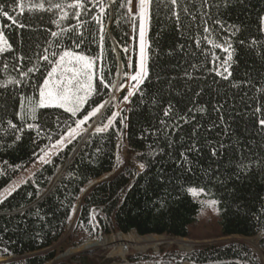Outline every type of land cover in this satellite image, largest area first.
<instances>
[{
    "label": "trees",
    "instance_id": "1",
    "mask_svg": "<svg viewBox=\"0 0 264 264\" xmlns=\"http://www.w3.org/2000/svg\"><path fill=\"white\" fill-rule=\"evenodd\" d=\"M40 3L43 9L32 7ZM74 3L0 0L12 46L0 55V195L94 108L103 105L89 125L111 121L106 131L68 143L0 202V264H109L89 254L55 261L92 236L93 208H103L105 234L188 239L201 210L190 188L217 201L222 238L261 236L263 259L232 241L192 253L171 247L130 263L264 264V0H151L148 74L117 117L112 93L139 69L138 0L131 13L127 0L68 7ZM64 51L96 62L92 95L75 116L37 106L39 86L55 66L39 57L55 52L50 60H58ZM126 152L132 161L122 157ZM74 217L73 234L55 247Z\"/></svg>",
    "mask_w": 264,
    "mask_h": 264
},
{
    "label": "rangeland",
    "instance_id": "2",
    "mask_svg": "<svg viewBox=\"0 0 264 264\" xmlns=\"http://www.w3.org/2000/svg\"><path fill=\"white\" fill-rule=\"evenodd\" d=\"M136 11L139 14L138 6L136 7ZM148 20H149V15H148L147 21L144 23V38L143 39H144L145 65L147 64ZM261 25H262V31L264 33V16L262 17ZM0 34H2L4 36L1 23H0ZM140 40H141V38H140ZM1 54L2 53H0V55ZM76 54H80V53H76ZM80 55H82V54H80ZM90 59L93 61V68L90 70L91 75H92L91 83H92V88H93L94 79H95V75H96V71H95L96 62L94 59H92V58H90ZM140 60H141V51H140L139 65H140ZM146 68H147V66H146ZM131 76L128 78L127 83L122 88L116 87L114 92L112 93L111 99H113L116 102V117L121 113V111H123L125 109L130 98L135 94V92L144 83V81L146 79V77H145L143 82L139 83L137 85L136 81L131 80ZM81 79L85 80V82L87 81V78L85 76H82ZM129 92H131L133 94L129 95ZM78 95L83 96L84 92H80V93H78ZM91 95H92V91L88 95V98ZM124 97H128L127 100H125ZM85 103L81 104L79 106V108L84 106ZM41 107L42 108L57 107V108H61V109L66 110L67 105L65 107H60L58 104H51V105H45V106H41ZM109 124L110 123L108 122L104 127H101L100 129H102V131H100V132L106 131ZM96 129L97 128L93 127V124L89 125L85 121L83 124H80L69 136H67V138L65 140H63L55 148V150L53 151V154L52 153H50V154L55 155L59 150L63 149L68 143L73 141L78 136H80L82 134H87L91 130L96 131ZM52 155L46 156L42 161H40L36 166H34L22 179H20L17 183L13 184L4 193H2L0 195V202L2 200H4L7 196H9L13 190L17 189L20 185L24 184L26 182V180L33 173L38 171L44 164H46L49 160H51ZM122 157L124 158L125 161H132L133 160V157L130 156L129 154H127V152L124 153L122 155ZM138 168L141 169V166L138 165ZM88 186H91V184ZM88 186L86 187L87 190L85 189L86 190L85 194L88 191ZM197 192H200V189H197ZM191 196L193 197L194 200L201 203V210L197 216L196 221L189 226V237H188V239H172V238L161 237V236H145V237L138 238L135 234H130V237L133 239V244H134L133 248L130 249L127 254H121L119 252V250L115 249L113 246L114 245V239L111 236L112 234L110 236H106L105 234H103V235H101L102 238H101V243L99 244L100 247H89V244L92 243L94 240H90V239L88 240L86 238L84 240V242H82L80 245H78L76 247L69 248L64 253L58 255L56 257L55 261L56 262H63V261L70 260L79 254H88V253L84 252V250H86V248H87V249L94 250L89 255H92L97 259H103L105 261H109V264H125V261L130 262V257H143L145 255H148L149 257H154V256H158L162 250L168 249L171 247H176L178 249V251L183 252V253H192L193 251H195L197 249H201L204 246L224 244V243H229L232 241H240V242L247 244L255 255H257L258 257L263 259L261 251H260L259 246H258V240L261 236H258V237L253 238V239H244V238H239V237L222 238L221 237L222 236L221 218H220V211L218 208L217 201L215 199L205 197L206 193L204 191L202 193H200L199 195L194 196L191 194ZM212 200L216 201L215 205H210L208 203L209 201H212ZM73 226H74V223H73L72 227ZM71 235H69V236H71ZM98 236H99V234H96L97 238H98ZM67 238H63L55 247L62 244L64 241H66ZM116 238H117V236H116ZM149 239H154L157 242H159V244H158L159 246L157 245L158 253H156L154 251L153 247H152V249H144V251H146L144 253L143 252L139 253L140 252L139 248L140 247L142 248V246H145V245H141V243L146 242V240H149ZM161 240L162 241L164 240V242L160 243ZM97 241H99V240H97ZM180 242H184L186 245L180 244ZM135 245H138V246H135ZM137 251H139V252H137ZM3 261H4L3 259H0V263ZM183 264H187V263H183Z\"/></svg>",
    "mask_w": 264,
    "mask_h": 264
},
{
    "label": "snow or ice",
    "instance_id": "3",
    "mask_svg": "<svg viewBox=\"0 0 264 264\" xmlns=\"http://www.w3.org/2000/svg\"><path fill=\"white\" fill-rule=\"evenodd\" d=\"M151 0H138V9H139V16L141 18V28H140V37H141V60L139 65V70L136 72L135 75L131 76V80L136 81L137 85L142 83L144 78L147 76V68L145 65V56H144V23L148 19L149 15V6ZM172 3L175 4L176 0H172ZM131 4L132 0H127L128 10L131 13ZM23 4L20 5L21 11H23ZM34 8H44V4H35L32 5ZM55 8H63L61 4L52 5ZM69 8H83L84 5L82 0H75L74 4H69ZM104 9L101 8V12ZM75 15H79V13H74ZM3 15L10 20H13V23L16 21L9 16L7 11L3 12ZM67 16V13H64ZM21 27L23 25H20ZM52 36H57L56 32L51 33ZM78 46V44H77ZM11 44L8 40L0 34V53L5 51L11 50ZM219 47V45H217ZM227 51V49H224ZM47 51V49L45 50ZM58 53H51L50 55H42L39 59H42L45 62L50 64H55V67L51 68V71L47 73L46 78L43 80V84L39 86V99L37 106H45L51 104H58L60 107H66V110L70 112L73 116L76 115V112L79 110V106L85 103L88 99V95L92 91V75L90 70L93 68V61L84 55L76 54L73 51H64L62 55H59L58 60H50V56L55 57ZM21 59H23L21 57ZM39 70L38 68L36 69ZM29 72L33 71V69H29ZM227 71V69H225ZM219 74V73H218ZM26 75V74H25ZM85 76L87 81L82 80L81 77ZM84 92L83 96L78 95V93ZM133 93L129 92V95ZM128 97H124L127 100ZM103 105H99L98 107L94 108L91 112H89L83 120L78 122L79 124H83L85 121L89 119L91 116H95L97 112H99L100 108ZM201 111L203 109H200ZM168 111H165V115H168ZM111 123V121H109ZM260 124L264 126V120L260 121ZM15 127V125H12ZM97 132L102 131V129L97 128ZM19 139V137H17ZM143 167V165H141ZM192 195L196 196L203 192V189L200 192H197L196 188H190L188 190ZM210 205H215L216 201L212 200L208 202Z\"/></svg>",
    "mask_w": 264,
    "mask_h": 264
},
{
    "label": "built area",
    "instance_id": "4",
    "mask_svg": "<svg viewBox=\"0 0 264 264\" xmlns=\"http://www.w3.org/2000/svg\"><path fill=\"white\" fill-rule=\"evenodd\" d=\"M90 218H91V227H92V236H86V238L89 240H94L92 243L89 244V247H100V243H101V238L104 233V230L103 228L101 227L100 225V221L102 218H104V215H103V208H93L91 210V213H90ZM96 234H99L98 238L96 237ZM112 234V235H111ZM130 234H135L138 238L142 237V236H139L137 235L134 231H131L127 234H124V233H121V232H114V231H111L109 234H105L106 236H112L113 239H114V248L115 249H118L119 252L121 254H127L128 251L130 249L133 248V239L130 237ZM117 236V238H116ZM145 237V236H144ZM99 240V241H97ZM94 243H96L95 246H91V244L93 245ZM146 242H142L141 244L142 245H145ZM140 245V244H139ZM135 246H138V245H135ZM144 249H152V246H149V245H145V246H142V248L140 247L139 253L141 252H146L144 251ZM154 251L156 253H158V249L154 248ZM94 250L92 249H86L84 250L85 253H88V254H91V252H93ZM125 264H132L130 262H127L125 261Z\"/></svg>",
    "mask_w": 264,
    "mask_h": 264
},
{
    "label": "water",
    "instance_id": "5",
    "mask_svg": "<svg viewBox=\"0 0 264 264\" xmlns=\"http://www.w3.org/2000/svg\"><path fill=\"white\" fill-rule=\"evenodd\" d=\"M90 184H91V186H88V190H89L93 185H95L96 182H95V183H94V182H91ZM90 184H89V185H90ZM86 190H87V189H86ZM86 190H85V191H86ZM84 195H85V192H84ZM80 203H81V201H79V204H80ZM79 204H78V206H77V211L79 210ZM73 223H74V226L72 227ZM76 225H77V217H74L73 220H72V222L69 224L68 232H67V234H66V236H65L64 238H67L69 235H71V234L74 232V230H75V228H76Z\"/></svg>",
    "mask_w": 264,
    "mask_h": 264
},
{
    "label": "bare ground",
    "instance_id": "6",
    "mask_svg": "<svg viewBox=\"0 0 264 264\" xmlns=\"http://www.w3.org/2000/svg\"><path fill=\"white\" fill-rule=\"evenodd\" d=\"M85 192V191H84ZM149 238V237H148ZM170 241V240H169ZM164 242V240L162 241L161 240V242L160 243H163ZM169 243V242H168ZM176 243V242H175ZM159 244V242H157L156 240H154V239H149V240H146V243H145V245H149V246H152V247H154L155 249L157 248V245ZM180 244H183V245H186L184 242H180ZM96 245V243H94L93 245L91 244V246H95ZM142 245V244H141ZM179 245V244H178ZM159 246V245H158ZM182 246V245H181ZM85 249V248H84ZM87 249V248H86Z\"/></svg>",
    "mask_w": 264,
    "mask_h": 264
}]
</instances>
